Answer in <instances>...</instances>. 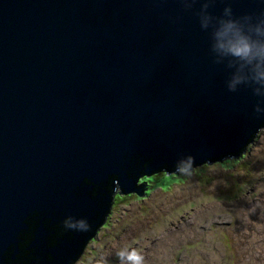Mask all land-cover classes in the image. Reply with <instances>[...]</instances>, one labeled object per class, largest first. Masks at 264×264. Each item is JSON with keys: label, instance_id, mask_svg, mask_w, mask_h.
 Masks as SVG:
<instances>
[{"label": "water", "instance_id": "1", "mask_svg": "<svg viewBox=\"0 0 264 264\" xmlns=\"http://www.w3.org/2000/svg\"><path fill=\"white\" fill-rule=\"evenodd\" d=\"M263 126L264 0H0V264H73L117 186Z\"/></svg>", "mask_w": 264, "mask_h": 264}, {"label": "rangeland", "instance_id": "2", "mask_svg": "<svg viewBox=\"0 0 264 264\" xmlns=\"http://www.w3.org/2000/svg\"><path fill=\"white\" fill-rule=\"evenodd\" d=\"M146 180L143 196L121 194L117 186L105 222L73 264H134L129 256L137 253L144 264H264V126L243 156ZM210 204L224 210L201 218ZM237 206L244 215L234 214ZM235 225L241 229L231 230L233 236L228 229ZM181 229L199 232V238L181 239ZM165 238L173 249L163 261L150 257Z\"/></svg>", "mask_w": 264, "mask_h": 264}, {"label": "bare ground", "instance_id": "3", "mask_svg": "<svg viewBox=\"0 0 264 264\" xmlns=\"http://www.w3.org/2000/svg\"><path fill=\"white\" fill-rule=\"evenodd\" d=\"M255 137V136H254ZM253 141V140H252ZM251 141V142H252ZM250 142V143H251ZM249 143V144H250ZM248 144V145H249ZM248 145H247V147H248ZM247 147L245 148V150L247 149ZM226 158H229V157H226ZM233 158V157H232ZM235 158V157H234ZM225 159V158H224ZM215 162V161H214ZM213 163V162H212ZM204 164H208V163H204ZM184 168H181V169H179V170H183ZM164 171V170H163ZM178 170H176V171H174V172H177ZM141 177V176H140ZM140 179V178H139ZM140 184V181L138 180V183H137V185H139ZM145 185H146V182L143 184V186H144V188H145ZM117 190V187L115 188V191ZM118 190H119V188H118ZM115 191H114V193H113V195L115 194ZM117 192V191H116ZM119 193H120V190H119ZM133 193V192H132ZM186 193V192H185ZM113 195H112V200H113ZM112 204V203H111ZM209 206V211H204L203 213H199L200 214V217L201 218H203V217H205V216H207L208 214H210L212 211H214V212H220V211H222V210H224V208H217V207H215L214 205H212V204H210V205H208ZM111 207V206H110ZM246 211L247 212H249V210H248V208H246ZM239 214L240 216H242V215H244L243 214V212H242V210H241V208L240 207H236L235 208V210H234V214ZM199 216V215H198ZM106 219V218H105ZM196 220H197V215L195 216V217H192L191 218V220H190V222H189V225H191V226H189V227H192V226H194V223L196 222ZM104 222H105V220H104ZM103 222V223H104ZM102 223V224H103ZM188 226H186L185 228H189ZM238 228H240L241 229V227L239 226V225H235V227H232L231 229L229 228L228 229V232L229 233H231L233 236H236L234 233H232V231H239L238 230ZM99 229V228H98ZM97 229V230H98ZM97 230H96V232H97ZM232 230V231H231ZM181 232H179L180 234H183V236L182 235H179V237H181V239H186V240H188V239H190V238H192V240H194L195 238H199V236L198 235H196V233H199V232H196V231H191V230H187V231H185V230H180ZM94 235V234H93ZM176 237V236H175ZM91 238H93V236L91 237ZM155 242H158V241H155ZM154 242V243H155ZM159 244H160V248H161V250L160 251H158V252H153V253H150L149 254V256L150 257H154L155 259H157V258H161L162 259V261H163V258H165L164 256H165V254L168 252V250H169V248H170V244H172V242H169V239H167V238H165V239H163V240H159ZM178 243L179 242H177V243H175L176 245H178ZM171 249H173V247L172 248H170V250ZM81 255V254H80ZM79 255V256H80ZM78 256V257H79ZM210 255H208V259L210 260ZM214 258H216V257H219V253H215V256H213ZM252 257H253V255H252ZM211 261V260H210ZM211 262H213V261H211ZM214 263V262H213Z\"/></svg>", "mask_w": 264, "mask_h": 264}, {"label": "clouds", "instance_id": "4", "mask_svg": "<svg viewBox=\"0 0 264 264\" xmlns=\"http://www.w3.org/2000/svg\"><path fill=\"white\" fill-rule=\"evenodd\" d=\"M232 28V25L229 24L225 28V34L228 33ZM229 50L236 56L246 58L252 55L253 49L246 38L236 36L233 34V38L229 40ZM191 163V161H190ZM129 259L134 261V264H144V257L137 253L135 255H130Z\"/></svg>", "mask_w": 264, "mask_h": 264}, {"label": "trees", "instance_id": "5", "mask_svg": "<svg viewBox=\"0 0 264 264\" xmlns=\"http://www.w3.org/2000/svg\"><path fill=\"white\" fill-rule=\"evenodd\" d=\"M244 151L242 153H240L238 156H236V158H238L239 156H243ZM155 172V171H154ZM162 172H166V171H156L155 173H152V175L154 176L155 174H160ZM143 175L140 177L139 181L140 183H145L147 180L146 178L148 177L147 175H144V172L142 173ZM146 174V173H145ZM145 180V181H144ZM146 186H147V182H146Z\"/></svg>", "mask_w": 264, "mask_h": 264}]
</instances>
